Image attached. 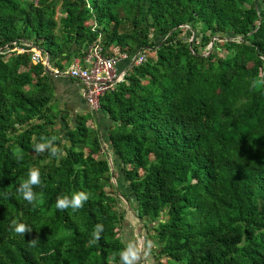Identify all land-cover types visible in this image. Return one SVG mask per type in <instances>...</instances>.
Wrapping results in <instances>:
<instances>
[{
    "label": "trees",
    "instance_id": "1",
    "mask_svg": "<svg viewBox=\"0 0 264 264\" xmlns=\"http://www.w3.org/2000/svg\"><path fill=\"white\" fill-rule=\"evenodd\" d=\"M97 36L107 54L149 50L98 98L109 152L89 114L68 123L52 109L49 71L14 49L25 41L60 66ZM261 76L264 0H0V264H119L129 200L161 264H264ZM41 136L67 155L36 153ZM30 168L45 185L35 206L16 192ZM79 191L82 208L56 210ZM12 220L33 229L17 235Z\"/></svg>",
    "mask_w": 264,
    "mask_h": 264
},
{
    "label": "built area",
    "instance_id": "2",
    "mask_svg": "<svg viewBox=\"0 0 264 264\" xmlns=\"http://www.w3.org/2000/svg\"><path fill=\"white\" fill-rule=\"evenodd\" d=\"M94 26V25H93ZM14 43V41H12ZM30 50V60L41 62L47 66V55L37 47H24L15 44L14 49L21 51ZM110 53H104L99 42V36L87 43L79 54L74 55L65 69L52 68L54 75L65 74L78 81L82 86L85 102L93 109H97L98 98L104 92L111 91L117 84L125 81L128 69L133 64H138L146 59L148 51L137 50L132 54L111 47ZM45 54V56H43Z\"/></svg>",
    "mask_w": 264,
    "mask_h": 264
},
{
    "label": "clouds",
    "instance_id": "3",
    "mask_svg": "<svg viewBox=\"0 0 264 264\" xmlns=\"http://www.w3.org/2000/svg\"><path fill=\"white\" fill-rule=\"evenodd\" d=\"M252 88L254 90L264 87V76L259 79H253ZM56 136L51 137H40V142L35 143L33 150L36 153L48 152L52 157L63 158L67 155L66 152L62 151L56 145ZM16 159H22L19 154H15ZM35 187L43 188L45 185L42 184L41 173L37 168H30L27 173V178L23 179L16 187V192L25 200L29 205L35 206L37 201V193L34 191ZM42 198V193H41ZM90 199V193L85 191L74 192L71 197L68 195H63L57 197L55 202V208L59 211H64L71 208L73 211L79 210L84 206V204ZM10 227L12 231L20 236H25L26 233L32 231V227L24 222H18L12 220L10 222ZM104 230V225L97 223L91 233V239H89L88 246L91 247L97 244L101 239V233ZM30 246L35 247L36 240L31 239L29 241ZM150 249V245L146 247L143 239L129 241L126 243L125 247L119 251V264H139L142 256L147 255ZM116 254L113 255V260H115Z\"/></svg>",
    "mask_w": 264,
    "mask_h": 264
},
{
    "label": "crops",
    "instance_id": "4",
    "mask_svg": "<svg viewBox=\"0 0 264 264\" xmlns=\"http://www.w3.org/2000/svg\"><path fill=\"white\" fill-rule=\"evenodd\" d=\"M17 44L23 45L24 47L31 46L30 43H27L25 41H20ZM63 53L64 52H62V54ZM43 56H45V54H43ZM73 56L74 54L71 53L69 58L59 60L58 62L61 67L53 65V61L50 62L47 56V68L49 71L48 75L50 79L52 94L51 101L56 102V106H54L56 108L55 110H59L60 114L65 115V119L68 122L76 114H89L90 118L88 119H90L91 121V126L98 131L101 139V145L104 146L105 150L109 152L110 150L107 148V132L111 124V120L109 119V117L99 108L93 109L85 102L82 94V86L78 81L68 77L65 74L54 75L51 73L52 68L61 70L65 69L66 65L71 61ZM128 208H131V211ZM124 209L126 212L124 213L123 220L120 226L122 234L119 235L126 244L129 241L138 240L137 233L139 232V229L135 226V224L137 225V223L139 224L140 222L134 215V204L131 205V207H128L126 204L124 205ZM128 210L132 212L131 216L130 214H128Z\"/></svg>",
    "mask_w": 264,
    "mask_h": 264
},
{
    "label": "rangeland",
    "instance_id": "5",
    "mask_svg": "<svg viewBox=\"0 0 264 264\" xmlns=\"http://www.w3.org/2000/svg\"><path fill=\"white\" fill-rule=\"evenodd\" d=\"M59 15H60V12H59V7H58V5H56V7H55V14H54V16H55V18H56V20H58V17H59ZM59 27H58V25H57V27L55 28V32L58 34L59 33V29H58ZM58 39V38H57ZM206 48H207V46H206ZM222 52V50H218V53H221ZM148 53H149V50H148ZM54 106H56V102H54V101H51V107H52V109H56ZM68 122V121H67ZM69 123V122H68ZM57 128H58V124L57 123H55L54 125H53V129L54 130H57ZM112 171L113 172H115V169L113 168L112 169ZM116 174V173H115ZM113 178H111V180H112ZM105 189L108 191V192H110V193H113V190H112V187L110 186V185H107L106 187H105ZM126 190V189H125ZM119 191H122V189H120ZM134 204V201L133 200H129L128 201V203H127V206L128 207H131V205H133ZM126 205V204H125ZM119 208H122V203H119L118 205H117ZM130 211H131V208H128ZM128 210V214H130V216L132 215V212H130ZM138 222V221H137ZM139 227H138V226ZM137 225L135 224V226L139 229V232L137 233V239L139 240L140 238H141V233L143 232V228H142V226H141V224L139 223H137ZM118 233L119 234H122V232H121V227L118 229ZM148 245H150V248H151V251H153L154 253L152 254V253H150V252H148V254L147 255H144V256H142V259H141V261L139 262V264H161V263H163V262H166V261H168L164 256H159L157 253H156V251H157V247L159 246V243H157L156 241H152L151 243L150 242H147V246ZM153 246V247H152Z\"/></svg>",
    "mask_w": 264,
    "mask_h": 264
},
{
    "label": "water",
    "instance_id": "6",
    "mask_svg": "<svg viewBox=\"0 0 264 264\" xmlns=\"http://www.w3.org/2000/svg\"><path fill=\"white\" fill-rule=\"evenodd\" d=\"M212 39H213V38H212ZM209 44H211V41L209 42ZM44 68H45L46 70H48L46 64L44 65Z\"/></svg>",
    "mask_w": 264,
    "mask_h": 264
}]
</instances>
